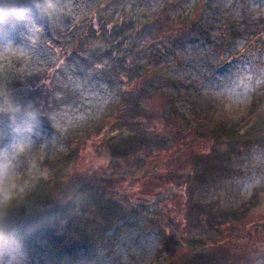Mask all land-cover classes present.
<instances>
[{"label": "rangeland", "instance_id": "1", "mask_svg": "<svg viewBox=\"0 0 264 264\" xmlns=\"http://www.w3.org/2000/svg\"><path fill=\"white\" fill-rule=\"evenodd\" d=\"M80 2L84 3L65 0V12L58 24V31H61L60 34L55 32L59 40L55 39L57 36H49L39 23L36 24L40 27L38 31L34 25L22 35L6 32L0 27V58L15 57L21 63L22 75H39L46 84L47 92V97L35 96L21 103H32L39 108L41 127L38 130L40 136L33 137L32 147L19 161L15 183L26 168L31 169L47 155L65 149L70 141L72 146H78L80 139L95 133L105 119L109 118L107 127L111 125L116 134L121 127L120 119L134 118L132 123H148V113L144 121L136 117L139 111L135 110L134 101L121 89L114 75L112 79L115 81L103 83L97 76L85 73L84 64L73 50V40H78L83 30L86 33L88 24L97 26L107 19V14L115 12L120 21L135 18L137 22L147 23V28L138 32L139 41L133 49L137 60L148 56L142 50V41L152 37L155 29L168 33L165 43L158 44L155 52L150 54L154 66L150 74L153 82L146 85L153 97L159 90L155 86L165 89L155 97L161 101L162 108L161 104L155 106L156 114L151 121L155 123L151 126L156 125L155 135L159 140L148 143L120 140L121 149L124 147L131 153L130 166H142L133 185L134 196L144 200L150 198L154 185H160V189L165 191L169 187L174 188V192L167 194L165 203H162L164 209L169 207L171 211L165 210L161 223L165 226V219L168 222L171 219L182 226L187 213L186 192L190 190L193 195L195 191L201 200L211 205L213 220L220 224H214V229L209 231L208 226H195L187 221L186 235L190 236L215 237L218 227L224 232L228 214H243L251 218L258 215L259 210L250 206V200L257 194L258 202H263L264 186L250 192H242L241 188L251 177L264 181V139L257 136L264 135V0ZM191 17L193 20L200 19L201 23L191 26ZM232 24L236 26L234 30ZM226 30L230 32L227 42L231 44L235 56L227 51V44L218 49L212 44H204L208 38L213 35L218 38ZM210 34L212 36H208ZM257 43L260 45L255 48ZM246 46L253 49L247 50ZM54 59L60 60L52 66L53 72L47 79L44 74L46 62L48 69ZM153 102L150 101L151 104ZM247 122L255 123L251 134L256 138L251 144L243 145L239 137L227 144L225 138H208L214 132L216 134L220 124L244 125ZM7 133L8 118L0 122V135L6 137L5 142L11 139ZM109 143L108 146L101 144L95 150L97 154L85 152L81 155L85 158L80 161L84 160L87 165L106 159L110 152H116L113 144ZM201 151H209L214 161L223 158L226 162V167L214 169L217 172L206 182L196 178L190 180L197 166L194 157ZM138 159L141 162L138 163ZM144 223L142 217L129 214L108 231L110 243L81 249L67 260L56 261L34 242H24L29 264H168L169 253L165 250L162 254L159 233L154 228H146ZM239 235L244 242L242 246H249L246 251H253V246L259 247L264 242V226L250 233L246 224L239 228ZM254 258L252 264H264V250L262 255Z\"/></svg>", "mask_w": 264, "mask_h": 264}, {"label": "trees", "instance_id": "2", "mask_svg": "<svg viewBox=\"0 0 264 264\" xmlns=\"http://www.w3.org/2000/svg\"><path fill=\"white\" fill-rule=\"evenodd\" d=\"M76 1L79 4L84 3L80 0ZM33 5L34 0H0L1 29L13 32L15 35H22L39 23L49 36L55 38L57 36L55 32L59 29L58 24L62 22L63 14L59 20L50 24L46 17L34 9ZM104 22H99L97 26L88 24L86 33H83V30L79 39L73 40L75 42L73 50L84 64L85 73L97 76L103 83L118 80L121 89L134 101L135 110L139 111L136 117L144 121L145 114L148 113V123H132L134 118L125 119V121L120 119L121 127L116 134L113 128L111 129V125L107 127L110 123L109 118L105 119L95 133L84 135L77 143L78 146H72L70 141L65 149L53 155H47L43 160L37 161L31 169L26 168L15 183L14 190L19 204L16 216L19 234L25 243L34 242L43 251L47 250V253H50L52 258H56V261L67 260L81 249L101 247L106 242L110 243L108 231L122 218H126L129 214H136L143 218L146 228H154L159 233L163 246L162 254L165 250L169 253L166 259L168 264H252L254 257L262 255L264 242L262 241L259 247L253 246V251H246L249 246H242L244 242L240 240L241 235L237 236V234L239 228L246 224L250 228V233L253 229L257 230L264 226V201L258 202L257 194L250 200V206L259 210L258 215L251 218L243 214H228L224 232L218 227L215 237L205 238L186 235L187 221L195 226H208L209 231L214 229V224H220L213 220L214 213H212L211 205L201 200L195 191L193 195L190 190L186 192L187 213L182 226L171 219L168 222L165 218L166 225L163 226L161 223L165 210H169V207L164 209L162 203H165L167 194L174 192V188L169 187L165 191L160 189V185H154L152 196L145 200L132 193L142 166L140 164L138 165L141 168H136L135 165L130 166L129 162L132 158L129 159V154L131 153L124 147L121 149L123 145H120L122 144L120 140H142L147 141L146 143L159 140L155 135L157 134L156 125L151 126V123L155 124L151 121L156 114L155 106L161 104V101L155 97L165 89L155 86L159 90L153 97L147 91L146 85L153 82V76L150 77V74L154 66L151 64L150 54L155 52L158 44L165 43L164 38L168 33L155 29L152 37L142 41L144 43L142 50L146 51L148 56L137 60L133 56V49L139 41L138 32L147 28V23H141L139 20L137 22L135 18H130L127 22L120 21L115 12L107 14ZM196 22L201 23V20L190 18L191 26ZM231 27L234 30L236 26L232 24ZM229 34V30L220 33L218 38L210 34L208 36L212 38H208L204 44L207 46L212 44L216 49L227 44V51L235 56L231 44L227 42ZM241 34L240 32L239 35ZM55 39L59 40L58 36ZM259 45L260 43H257L255 48ZM246 47L247 50L253 49ZM70 49L72 51V48ZM59 60L54 59L55 63L52 60L48 69L46 62L44 74L47 79L53 72L52 66L58 64ZM113 75L115 80L112 79ZM39 77L37 74L24 77L21 73V63L15 57L0 58V93H3L0 95V106L4 105L9 98L21 104L35 96L47 97L46 84ZM152 100H154L153 104L150 103ZM7 118L6 115L0 116V122ZM260 123L261 120H259ZM254 129L255 123L247 122L244 125L223 123L216 128V134L214 132L208 138H225L227 140L225 144H227L239 137L243 145H246L253 143V138H256L251 134ZM257 136L264 139V135ZM107 142H110L109 145L113 144L112 148L116 152L113 150L106 159L103 158L91 164L86 165L84 160L80 161L85 158L81 157L82 154L87 151L97 154L95 150L101 144L108 146ZM194 159L197 166L190 180L196 178L206 182L213 178V173L217 172L214 169L226 167L223 158H216L217 161H214L209 151H201ZM137 162L141 161L138 159ZM29 212L31 214H27Z\"/></svg>", "mask_w": 264, "mask_h": 264}, {"label": "clouds", "instance_id": "3", "mask_svg": "<svg viewBox=\"0 0 264 264\" xmlns=\"http://www.w3.org/2000/svg\"><path fill=\"white\" fill-rule=\"evenodd\" d=\"M33 7L51 24L65 12V0H34ZM4 115L8 117L7 135L11 139L5 142L6 137L0 135V264H29L28 249L16 226L19 204L14 190L19 161L32 147L33 137L40 136L41 113L32 103L24 105L9 98L0 106V116ZM260 186L264 181L251 177L241 191L250 192Z\"/></svg>", "mask_w": 264, "mask_h": 264}]
</instances>
